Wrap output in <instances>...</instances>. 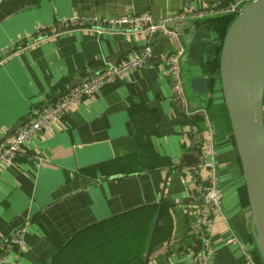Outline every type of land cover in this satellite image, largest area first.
Returning <instances> with one entry per match:
<instances>
[{"label":"crops","instance_id":"obj_1","mask_svg":"<svg viewBox=\"0 0 264 264\" xmlns=\"http://www.w3.org/2000/svg\"><path fill=\"white\" fill-rule=\"evenodd\" d=\"M229 1L2 0L0 139L72 84L132 57L149 45L150 38L125 28L90 24L29 44L28 35L39 26L72 17L95 23L99 17L145 13L159 20ZM207 21L198 25L189 42L186 64L197 65L212 97L195 110H189L185 97L187 109L205 114L214 132L222 217L210 236L212 253L206 264H255L246 189L230 126L223 120L226 110L218 77L221 41ZM128 103L137 110H128ZM182 113L162 64L142 65L76 104L50 133L28 140L22 153L0 167V242L25 225L22 247L9 253L6 264H79V259L83 264H110L98 243L113 236L105 235L99 223L142 206H153L157 213L142 264H193L186 249L196 238L200 204L194 182L200 174H186L179 167L181 155L192 151L183 136ZM136 131L145 140L138 139ZM143 142L157 154L151 168L139 163L142 170L137 172L107 170L112 161H119V166L120 161H131L133 166L150 163L140 147ZM151 155L155 156L152 150Z\"/></svg>","mask_w":264,"mask_h":264},{"label":"built area","instance_id":"obj_2","mask_svg":"<svg viewBox=\"0 0 264 264\" xmlns=\"http://www.w3.org/2000/svg\"><path fill=\"white\" fill-rule=\"evenodd\" d=\"M2 0H0L1 2ZM252 0H230L228 3L208 4L199 11H192L191 15L178 13L168 15L159 20L153 19L149 14H135L129 16L95 19V23L85 21L79 17H72L53 23L48 26H39L35 32L28 35L27 42L34 44L44 41L60 31L69 29L71 26H88L90 24L103 25L110 29H128L131 34H144L168 36L174 43L175 51L169 53L162 64L164 76L174 88L175 97L183 106L184 115L190 117L193 112L187 109L184 95L179 59L184 54L185 48L179 40V35L167 26L168 21L183 19L185 17L200 18L204 16L237 15L242 6ZM92 29L93 27L90 26ZM150 46L134 53L117 64L102 68L100 71L87 79L72 84L65 93L56 100L42 106L36 113L20 121L14 131L5 139L0 140V167L8 164L15 156L22 153L23 145L32 137L50 133L53 125L60 122L65 113L76 104L86 101L108 84L115 83L118 79L125 77L128 72L143 65L149 54ZM183 136L188 138L192 144L197 164L183 167L186 174H195L198 177L194 182V190L203 202L199 206L198 221L195 225V241L187 247L188 255L193 264H206L212 253L211 234L216 220L222 217L220 203V189L217 181L216 151L214 149V132L212 122L204 114L201 128L195 124L184 125ZM25 232V225H21L4 240L0 242V264H6L9 253L22 247V237Z\"/></svg>","mask_w":264,"mask_h":264},{"label":"water","instance_id":"obj_3","mask_svg":"<svg viewBox=\"0 0 264 264\" xmlns=\"http://www.w3.org/2000/svg\"><path fill=\"white\" fill-rule=\"evenodd\" d=\"M191 15L192 11L183 12ZM221 16V15H217ZM217 16L185 17L168 21L167 26L179 34L185 52L179 59L180 76L189 110L205 107L212 94L206 77L187 65L189 42L201 27V22ZM82 26H71L77 29ZM150 51L144 60L146 67L157 66L175 51L173 41L164 35L149 38ZM218 77L228 123L240 162L241 179L246 189L250 210L252 241L259 263L264 264V0H252L242 6L225 30L218 46ZM193 98L202 102L195 103ZM15 128L0 139L7 138ZM197 164L193 151L181 155L179 167ZM221 191V190H220ZM203 200L198 197L197 204ZM155 214L145 256L151 244Z\"/></svg>","mask_w":264,"mask_h":264},{"label":"trees","instance_id":"obj_4","mask_svg":"<svg viewBox=\"0 0 264 264\" xmlns=\"http://www.w3.org/2000/svg\"><path fill=\"white\" fill-rule=\"evenodd\" d=\"M235 15L224 14L217 16L215 18L209 19L207 21L208 26L216 33L219 41L222 40L225 30L232 21ZM216 67V64H214ZM208 85L211 87L212 82L209 80ZM264 105V99H263ZM128 110L136 111L135 108L130 103H128ZM223 120L227 122L229 127L228 119L226 114ZM182 126L191 123L195 124L201 128V123L203 121V116L201 113H194L190 117H186L183 113ZM263 116H264V106H263ZM230 128V127H229ZM136 131V137L141 140H145L144 137L138 136ZM140 147H143L144 152L148 153V158L151 160L150 163L143 164L141 162H136V166H133V162H121L112 161L107 163V170L113 174L137 172L142 170L139 165L142 164L145 168H151L152 165L156 164L157 154L149 147L147 142H143ZM151 150L154 152L155 156L151 155ZM139 156V155H138ZM140 159H142L139 156ZM120 159V158H119ZM155 209L153 206H142L138 209H134L128 213L118 215L117 217L103 221L100 224L102 232L105 235H112L113 239L108 242L99 241L98 247L107 253V259L110 264H122V262H127V264H142L144 259V254L147 248L148 239L151 233L152 224L154 220ZM95 240V239H93ZM110 245H112L111 248ZM97 250V246L92 250L93 252ZM113 253V257H109L108 254ZM252 258L255 264H260L257 256L253 253ZM79 264H83V259H79Z\"/></svg>","mask_w":264,"mask_h":264}]
</instances>
